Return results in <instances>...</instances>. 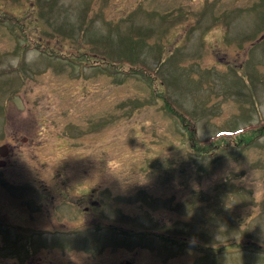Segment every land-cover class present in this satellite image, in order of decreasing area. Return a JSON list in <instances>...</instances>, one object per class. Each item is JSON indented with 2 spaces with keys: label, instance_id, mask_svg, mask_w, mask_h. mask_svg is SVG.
Returning a JSON list of instances; mask_svg holds the SVG:
<instances>
[{
  "label": "rangeland",
  "instance_id": "1",
  "mask_svg": "<svg viewBox=\"0 0 264 264\" xmlns=\"http://www.w3.org/2000/svg\"><path fill=\"white\" fill-rule=\"evenodd\" d=\"M234 29L235 51L263 39L264 0H0V65L11 88L34 77L19 95L45 108L37 132L84 126L88 144L49 158L36 138L12 164L89 169L107 202L99 246L117 231L129 264H264V39L246 60Z\"/></svg>",
  "mask_w": 264,
  "mask_h": 264
},
{
  "label": "flooded vegetation",
  "instance_id": "2",
  "mask_svg": "<svg viewBox=\"0 0 264 264\" xmlns=\"http://www.w3.org/2000/svg\"><path fill=\"white\" fill-rule=\"evenodd\" d=\"M254 33L257 34L254 39L242 42L235 51V43L245 32L229 31L227 40L231 50L248 60L249 48L262 37L261 31ZM30 49L37 50L39 45ZM46 52L53 55V50ZM86 65L87 70L98 73L102 69L100 61ZM262 66H255L254 72L264 73ZM12 75L14 87L11 88L8 64L0 65V264H129L121 260V253L127 252L115 242L117 231L110 232L114 246H99L98 236L106 226L101 223L107 202L102 193L105 187L90 184L89 169L77 166L73 173L71 167H47L44 162L38 168L12 164L15 156L24 158L28 149H37L38 140L40 144L45 136L48 139L43 141L49 143V149H45L49 158L63 157L65 149L79 151L83 158L88 147L83 140H78L85 135L84 126L73 127L77 128L76 140L62 133L68 127L66 123L60 126L59 132L53 131V120L49 122V129L44 125L37 132V123L33 122L30 112L36 109L44 112L45 108L39 107L38 102L28 103L19 95L25 81H34V77L21 76L19 71ZM50 87L53 88V81ZM30 88L31 85L25 84L26 90ZM59 207L73 210L74 215L68 219L57 216L55 210Z\"/></svg>",
  "mask_w": 264,
  "mask_h": 264
},
{
  "label": "trees",
  "instance_id": "3",
  "mask_svg": "<svg viewBox=\"0 0 264 264\" xmlns=\"http://www.w3.org/2000/svg\"><path fill=\"white\" fill-rule=\"evenodd\" d=\"M118 70H123V72L128 73V70H124V69H121V68H113L112 69V71H115V72H118ZM132 73H134V72H132ZM151 80H153V78Z\"/></svg>",
  "mask_w": 264,
  "mask_h": 264
}]
</instances>
